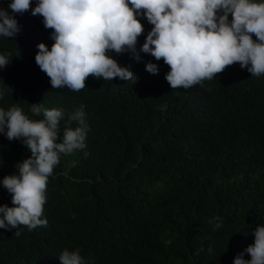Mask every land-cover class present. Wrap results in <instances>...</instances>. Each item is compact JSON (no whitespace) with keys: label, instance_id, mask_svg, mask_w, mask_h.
I'll list each match as a JSON object with an SVG mask.
<instances>
[{"label":"trees","instance_id":"trees-1","mask_svg":"<svg viewBox=\"0 0 264 264\" xmlns=\"http://www.w3.org/2000/svg\"><path fill=\"white\" fill-rule=\"evenodd\" d=\"M15 15L20 31L0 36L10 60L0 67V107L18 105L36 119L43 113L34 116L31 103L62 109V139L69 115L84 106L88 127L86 147L61 153L48 177V223L18 225L19 236L0 228V264H61L65 248L88 264H234L264 224V74L234 62L203 84L172 88L170 65L140 51L153 27L142 17L140 58L111 52L136 76L89 74L79 91L52 87L35 55L39 42L54 43L53 29L31 8ZM28 156L20 139L0 133V180ZM5 203L13 206L12 193L0 183Z\"/></svg>","mask_w":264,"mask_h":264},{"label":"clouds","instance_id":"clouds-1","mask_svg":"<svg viewBox=\"0 0 264 264\" xmlns=\"http://www.w3.org/2000/svg\"><path fill=\"white\" fill-rule=\"evenodd\" d=\"M30 8L33 15L43 16L45 27L53 29L54 43L49 48L39 42L35 55L52 87L79 91L89 74L130 80L134 72L111 52L131 51L140 58L137 42L144 31L142 17L153 27L140 51L170 65L165 76L172 88L203 84L234 62L254 76L264 74V0H37L34 7L31 0H10L7 7H0V36H15L21 27L15 14ZM9 62L7 55L0 54V67ZM146 69L159 71L152 61ZM3 96L0 90V99ZM83 107L69 115L62 139V109L31 103L34 116L43 113V119H36L18 105L0 107V133L9 140L20 139L31 151V156L16 163L18 174L0 180L13 201V206L0 204V228H15L19 236L18 225L33 229L48 223L43 217L48 177L61 153L86 147ZM73 120L78 121L74 128ZM253 231L254 243L234 257V264H264V224ZM244 252L251 258L246 259ZM59 258L61 264H88L79 249L65 248Z\"/></svg>","mask_w":264,"mask_h":264}]
</instances>
